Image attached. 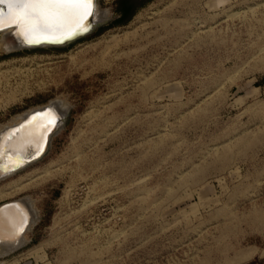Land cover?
<instances>
[{"label": "rangeland", "instance_id": "1", "mask_svg": "<svg viewBox=\"0 0 264 264\" xmlns=\"http://www.w3.org/2000/svg\"><path fill=\"white\" fill-rule=\"evenodd\" d=\"M98 3L64 47L0 34V129L68 107L0 180L37 214L0 264H264V0Z\"/></svg>", "mask_w": 264, "mask_h": 264}, {"label": "bare ground", "instance_id": "2", "mask_svg": "<svg viewBox=\"0 0 264 264\" xmlns=\"http://www.w3.org/2000/svg\"><path fill=\"white\" fill-rule=\"evenodd\" d=\"M95 8L97 15L93 17V20L95 22L105 20L108 16V11H101L98 0H95ZM0 13L7 14L6 6H0ZM0 34L2 35L3 48L6 52L25 49L26 47H24V45L32 44L28 42L25 36L16 29L15 26L4 28L0 31ZM62 40L61 38L57 41L54 37H50L48 39H41L39 42L35 43H58ZM49 47L51 46L45 44L39 46V48ZM27 49H32V47H28ZM64 102H60V100L57 103L50 102L42 107L29 110L24 114L18 115V121L14 124L7 125L0 129V180L16 175L18 172L26 169L40 159L45 149L48 148L50 139L54 134L58 133V130L65 121L68 107ZM49 109H53L56 112L58 119H60V123L55 130V127L52 129L54 131L51 130L44 133L42 128L43 117L41 114ZM36 156L39 157L26 164L27 161ZM16 167H20L19 170L13 171ZM6 203H8L6 206L0 207L1 256L20 247L24 243L27 231L37 219V214L31 208L30 202L25 203L21 200H17L5 202L0 206ZM22 219L25 221L23 224L24 230L19 232L18 228Z\"/></svg>", "mask_w": 264, "mask_h": 264}, {"label": "snow or ice", "instance_id": "3", "mask_svg": "<svg viewBox=\"0 0 264 264\" xmlns=\"http://www.w3.org/2000/svg\"><path fill=\"white\" fill-rule=\"evenodd\" d=\"M7 14L0 13V30L15 26L30 43L54 37L70 39L86 31L90 18L97 15L95 0H0ZM44 133L51 131L58 122L53 109L42 113ZM22 219L18 228L22 232Z\"/></svg>", "mask_w": 264, "mask_h": 264}, {"label": "water", "instance_id": "4", "mask_svg": "<svg viewBox=\"0 0 264 264\" xmlns=\"http://www.w3.org/2000/svg\"><path fill=\"white\" fill-rule=\"evenodd\" d=\"M98 23H99V22H95V21L93 20V18H90V23H88L89 25H88L87 30L84 31V32H82V33H80V34H77V35L72 36L70 39H63L62 41H60V42H58V43H32V44H29V45H24V47H26V48H28V47H32V48L34 47V48H37V47H39L41 44L49 45V46H51V47H64V46H67V45H69V44H71V43H73V42H75V41H77V40H79V39H82L83 37H85V36L91 34L92 31L94 30V28L98 25ZM2 30H3V29H2ZM2 30H0V31H2ZM64 122H65V121H64ZM57 123H58V124H56L54 130L56 129V127H58V125H59V123H60V119H58V122H57ZM63 124H64V123H63ZM54 130H52V131H54ZM49 142H50V141H49ZM48 146H49V144H48ZM47 149H48V148H47ZM47 149H45V151L43 152V154L41 155V157L46 153ZM38 157H39V156H38ZM38 157L36 156V157H34L33 159L27 161L26 164L30 163L31 161H33L34 159H36V158H38ZM41 157H40V158H41ZM19 168H20V167H16L13 171H17V170H19ZM7 204H8V203H6V204H4V205H2V206H0V207L6 206Z\"/></svg>", "mask_w": 264, "mask_h": 264}, {"label": "trees", "instance_id": "5", "mask_svg": "<svg viewBox=\"0 0 264 264\" xmlns=\"http://www.w3.org/2000/svg\"><path fill=\"white\" fill-rule=\"evenodd\" d=\"M126 11H123L122 14L124 15Z\"/></svg>", "mask_w": 264, "mask_h": 264}]
</instances>
